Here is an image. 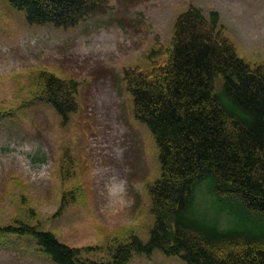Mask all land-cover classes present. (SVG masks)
I'll use <instances>...</instances> for the list:
<instances>
[{
  "label": "rangeland",
  "instance_id": "obj_1",
  "mask_svg": "<svg viewBox=\"0 0 264 264\" xmlns=\"http://www.w3.org/2000/svg\"><path fill=\"white\" fill-rule=\"evenodd\" d=\"M111 1L108 16L59 30L29 26L0 0V115L10 114L0 118V226L37 224L67 245L104 246L97 254L104 260L112 239L147 237V187L160 174L153 138L132 117L121 68L166 47L190 4L206 17L217 12L241 58L264 59V0ZM42 71L79 82L80 107L66 124L36 100ZM0 264L53 263L30 235L1 233ZM128 264L184 263L154 253Z\"/></svg>",
  "mask_w": 264,
  "mask_h": 264
},
{
  "label": "trees",
  "instance_id": "obj_2",
  "mask_svg": "<svg viewBox=\"0 0 264 264\" xmlns=\"http://www.w3.org/2000/svg\"><path fill=\"white\" fill-rule=\"evenodd\" d=\"M6 1L28 24L56 28L107 8L106 0ZM205 23L197 10L182 15L168 63L127 77L134 117L151 132L161 166L149 188L147 239H114L99 261L101 247H69L37 224L16 221L0 234L30 235L53 264H127L156 251L185 264H264V66L249 69ZM39 75L36 99L66 123L78 109V84Z\"/></svg>",
  "mask_w": 264,
  "mask_h": 264
}]
</instances>
